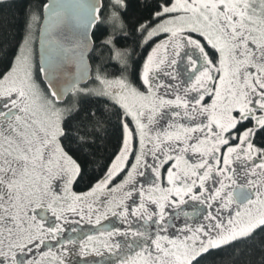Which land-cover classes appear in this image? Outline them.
<instances>
[{
  "label": "snow or ice",
  "instance_id": "snow-or-ice-1",
  "mask_svg": "<svg viewBox=\"0 0 264 264\" xmlns=\"http://www.w3.org/2000/svg\"><path fill=\"white\" fill-rule=\"evenodd\" d=\"M42 9L0 48V264H264V0Z\"/></svg>",
  "mask_w": 264,
  "mask_h": 264
},
{
  "label": "trees",
  "instance_id": "trees-1",
  "mask_svg": "<svg viewBox=\"0 0 264 264\" xmlns=\"http://www.w3.org/2000/svg\"><path fill=\"white\" fill-rule=\"evenodd\" d=\"M11 2L14 4V7L5 8L0 5V48L5 43L11 44L13 39H19L18 30L20 28L23 10L29 6L33 8L40 7L39 15L42 21V5L46 4L48 0H11ZM42 85L46 87V85ZM214 258L222 260L223 264H247V261L250 259L247 253L241 254L238 257L234 256L231 249L217 253ZM253 259L258 261L260 257L256 255Z\"/></svg>",
  "mask_w": 264,
  "mask_h": 264
},
{
  "label": "rangeland",
  "instance_id": "rangeland-1",
  "mask_svg": "<svg viewBox=\"0 0 264 264\" xmlns=\"http://www.w3.org/2000/svg\"><path fill=\"white\" fill-rule=\"evenodd\" d=\"M40 25H41V21H40ZM40 25L37 27L36 33H35V37H34V39L36 40V48H37V51H38V37H39ZM41 87H43V85H41Z\"/></svg>",
  "mask_w": 264,
  "mask_h": 264
},
{
  "label": "water",
  "instance_id": "water-1",
  "mask_svg": "<svg viewBox=\"0 0 264 264\" xmlns=\"http://www.w3.org/2000/svg\"><path fill=\"white\" fill-rule=\"evenodd\" d=\"M51 2V0H48V2L47 3H50ZM44 18H45V16H44V13H43V17H42V22H41V25H40V27H42L43 26V21H44ZM39 38H40V31H39V37H38V51H39ZM42 78V77H41Z\"/></svg>",
  "mask_w": 264,
  "mask_h": 264
},
{
  "label": "clouds",
  "instance_id": "clouds-1",
  "mask_svg": "<svg viewBox=\"0 0 264 264\" xmlns=\"http://www.w3.org/2000/svg\"><path fill=\"white\" fill-rule=\"evenodd\" d=\"M129 55H131V51L129 50Z\"/></svg>",
  "mask_w": 264,
  "mask_h": 264
},
{
  "label": "flooded vegetation",
  "instance_id": "flooded-vegetation-1",
  "mask_svg": "<svg viewBox=\"0 0 264 264\" xmlns=\"http://www.w3.org/2000/svg\"><path fill=\"white\" fill-rule=\"evenodd\" d=\"M105 223H107V222H105Z\"/></svg>",
  "mask_w": 264,
  "mask_h": 264
}]
</instances>
